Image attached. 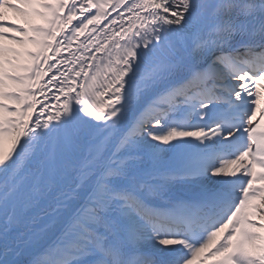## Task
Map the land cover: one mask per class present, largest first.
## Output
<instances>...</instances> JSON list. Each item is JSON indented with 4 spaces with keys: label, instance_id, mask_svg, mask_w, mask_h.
I'll list each match as a JSON object with an SVG mask.
<instances>
[{
    "label": "snow or ice",
    "instance_id": "obj_1",
    "mask_svg": "<svg viewBox=\"0 0 264 264\" xmlns=\"http://www.w3.org/2000/svg\"><path fill=\"white\" fill-rule=\"evenodd\" d=\"M261 81L264 0H0V264H264Z\"/></svg>",
    "mask_w": 264,
    "mask_h": 264
},
{
    "label": "bare ground",
    "instance_id": "obj_2",
    "mask_svg": "<svg viewBox=\"0 0 264 264\" xmlns=\"http://www.w3.org/2000/svg\"><path fill=\"white\" fill-rule=\"evenodd\" d=\"M118 11H123V9H119ZM106 12H111V8L108 7L106 9ZM118 15V12H111V15L107 17V19H102L101 23H100V27H103L104 25L108 24V22L114 18L115 16ZM5 19H7L8 21L12 22L13 24H17V25H20L23 23L22 21V18L19 17L15 12H12V11H5ZM127 19V14L125 16V20ZM94 26L91 25L89 26V30H86V35L90 33V30L93 28ZM96 33H91V35H95ZM14 35V33H13ZM8 46V47H11V46H14L8 42H5V47ZM259 217V216H258ZM255 224H258V225H264V220H261L260 218H258L256 220V223ZM261 234H264V233H261Z\"/></svg>",
    "mask_w": 264,
    "mask_h": 264
}]
</instances>
